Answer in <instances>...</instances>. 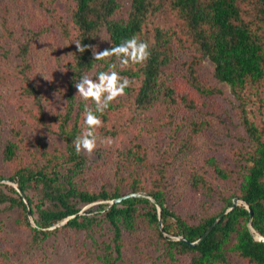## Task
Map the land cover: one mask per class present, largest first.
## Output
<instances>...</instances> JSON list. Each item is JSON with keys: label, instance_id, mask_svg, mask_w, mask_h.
Instances as JSON below:
<instances>
[{"label": "rangeland", "instance_id": "374dc122", "mask_svg": "<svg viewBox=\"0 0 264 264\" xmlns=\"http://www.w3.org/2000/svg\"><path fill=\"white\" fill-rule=\"evenodd\" d=\"M40 1L0 0V119L7 122L3 141H0V176H9L20 166L51 169L60 165V169H65L69 165L65 162L66 143L57 132V123L53 121L47 129L27 114L26 108L35 109L36 106L31 97L24 95L19 73V45L28 31H36L38 34L32 40L30 51L32 80L45 95L48 115L65 112L70 80L67 63L72 60L71 46L76 32L70 30L68 35L59 29ZM121 1L124 13L130 3L129 0ZM241 5L250 8L243 0ZM54 7L59 14L65 15H69L72 8L69 0H57ZM254 12L252 7L250 14ZM181 23V18L172 12L164 23L172 28L174 57L162 74L167 78L165 84L175 88L178 100L171 102L160 98L147 109H140L135 102L128 101L109 112L112 120L99 128L101 139L97 141L96 149L92 153L84 152L88 156L87 165L75 174V180L87 190L106 188L114 191L119 187L122 193L130 195V182L136 177L143 189L139 193L161 190L170 208L189 222L197 223L222 210L230 196L238 198L235 195L241 193L244 176L252 165L249 156L254 144L242 121L240 101L228 84L215 78L213 64L208 58L195 65L197 80L203 85L221 88L222 93L206 95L195 87L190 66L198 52L193 47L189 30ZM108 43V34L102 27L96 38V51L102 52ZM87 75L93 78L94 71ZM244 94L249 118L264 129V83L249 84ZM192 122L201 124V130L191 131L188 125ZM105 128L115 133H104ZM104 137L112 143L101 142ZM8 139L19 145L13 160L3 155ZM134 141L142 144L146 160L132 167L123 162L126 156L122 151L127 152ZM210 157H215L230 172L229 178L216 174L207 162ZM193 173L202 176V182L194 185ZM9 186L18 190L17 182L0 177V187L17 196ZM38 193L31 189L25 195L38 202ZM238 199L242 204L243 200ZM106 202L112 204L114 199L86 204L79 214ZM46 204L50 205V202ZM145 208L141 205V212L146 211ZM96 212L93 210L91 214ZM35 216L28 214L31 224H37ZM161 220L162 229L164 223ZM101 223L94 225L92 235H89L87 231L66 227L62 220L51 227L55 231L48 238L35 240L23 208L11 206L9 202L1 203L0 264H99L94 257L101 249L98 250L95 241H109L114 233L107 221ZM122 231L123 254L118 264H167L161 255L164 245L146 215L136 216L132 227L123 224ZM165 235L176 239L182 237L167 232ZM227 254L235 263L250 264L236 251L229 249ZM189 261L190 255L183 254L179 255L177 264H188Z\"/></svg>", "mask_w": 264, "mask_h": 264}, {"label": "trees", "instance_id": "16d2710c", "mask_svg": "<svg viewBox=\"0 0 264 264\" xmlns=\"http://www.w3.org/2000/svg\"><path fill=\"white\" fill-rule=\"evenodd\" d=\"M56 1L41 0L40 3L56 20L59 29L68 32V35L70 30L76 32L71 46L72 60L67 63L70 80L67 85L65 112L48 115L44 103L45 95L32 80L30 51L32 40L38 34L36 31H28L19 45V73L24 95L31 97L36 106L35 109L26 108L27 114L47 129L51 128L52 123H57V132L66 143L65 162L69 165L65 169H60V165L51 169L47 166H20L9 176H0L17 182L25 193L31 189L39 192L38 202L27 195L32 214L35 216L38 213L34 219L39 229L32 226L28 218L27 204L15 187L9 186L11 192L17 196L8 194L0 187V204L9 202L11 206L18 205L23 208L26 222L34 231L35 240L48 238L55 231L51 227L68 217L70 218L65 222L66 227L87 231L89 235H92L94 225H102V221H107L113 227L114 233L109 241H95L98 250L101 249L100 252L96 250L94 257L99 264L119 263L123 254L122 225L132 227L136 216L143 214L156 227L157 235L164 245L161 255L167 264H177L179 255L183 254L190 255L188 264H238L229 259V249L238 252L250 264H264V242L256 238L257 234L264 236V129L261 130L249 118L244 94L249 84L258 86L264 83V0H243L250 8H243L241 0H129V7L124 13L121 0H69L72 7L69 15L56 11ZM252 7L254 14H250ZM171 12L178 19L181 18V25L189 30L193 47L198 52L190 66L198 91L206 95L222 93L221 88L206 86L197 80L195 65L201 59L208 58L213 64L215 78L228 84L240 101L242 121L254 144L253 152L249 156L252 165L244 176L241 193L235 195L243 203L227 212L235 199L230 196L222 210L202 218L197 223H191L166 204L161 190H151L148 193L160 204V212L158 205L149 197L128 196L112 204L106 202L93 205L87 213L79 214L86 204L116 199L125 194L119 187L114 191L106 188L100 191L87 190L75 180V174L88 161L84 152L76 153L73 144L74 138L83 128L84 112V102L76 94V81L91 71H94L95 78L98 72L108 70V62L118 64L115 56L106 58L103 62L93 57L97 35L105 27L109 43L103 51L136 35L149 43L151 56L143 66L133 65L121 72L132 83L125 89V94L118 97L117 101L114 100L102 115L103 123L112 120L109 112L128 101L135 102V106L140 109L150 108L160 98L177 101L175 88L172 84H165L164 80L167 78L162 77L164 68L174 57L172 28L164 24ZM76 42L89 47L81 53ZM182 99L187 100L186 96H182ZM89 107L94 109L91 103ZM6 124V120L0 119V141H3ZM188 126L195 132L202 127L195 122ZM99 131L98 128V134ZM107 132L115 133L105 128L104 133ZM133 146L139 151L144 149L141 143L134 141L127 152L122 151L126 156L123 162L131 164L132 167L146 160L145 151L140 153ZM18 148L16 141L6 140L3 147L4 157L13 160ZM207 162L221 178L230 177V172L215 157H210ZM192 178L194 185L204 179L194 173ZM141 187L140 180L135 177L130 182L131 189L128 194L143 190ZM47 201L50 205L46 204ZM141 205L147 207L146 211L141 212ZM247 206L253 210V216ZM93 210L97 212L91 214ZM220 216L219 222L200 243H189L200 239ZM160 218L164 223L162 229ZM251 224L254 231L250 228ZM165 232L182 235L189 242L167 236ZM230 242L233 243L232 246H229Z\"/></svg>", "mask_w": 264, "mask_h": 264}, {"label": "clouds", "instance_id": "9594fccd", "mask_svg": "<svg viewBox=\"0 0 264 264\" xmlns=\"http://www.w3.org/2000/svg\"><path fill=\"white\" fill-rule=\"evenodd\" d=\"M76 45L81 53L89 47L80 42H76ZM113 56L116 57L118 64L108 62V70L98 72L95 78L83 75L76 81V94L84 102L83 128L73 140L77 154L92 153L96 149L97 141L101 139L97 129L103 127L102 115L114 100L125 94V89L132 83L129 78L122 76L121 72L133 65L143 66L151 56L150 45L147 41L133 35L115 47L102 52L93 48V57L97 61L103 62L106 58ZM89 103L94 105V109L89 107ZM101 142L112 143L107 137H104ZM32 226L39 229V225L34 222Z\"/></svg>", "mask_w": 264, "mask_h": 264}, {"label": "water", "instance_id": "95a60500", "mask_svg": "<svg viewBox=\"0 0 264 264\" xmlns=\"http://www.w3.org/2000/svg\"><path fill=\"white\" fill-rule=\"evenodd\" d=\"M18 191L21 193V195L23 196V198H24V200H25V202H26V204H27V207H28V214L29 215H32V210H31V207H30V203H29V199H28V197L25 195V193H24V191L21 189V187L18 185ZM128 196H146V197H149V198H151V199H153L154 200V202L158 205V208H159V210L161 211V206H160V204L156 201V199L155 198H153L149 193H145V194H143V193H139V192H134V193H132V194H130V195H124V196H122V197H118V198H116V199H114V202H116V201H120V200H122L123 198H125V197H128ZM240 203H239V199L238 198H235L234 199V203H233V205L227 210V212L229 211V210H231L232 208H234V207H236L237 205H239ZM248 207V209L251 211V215L253 216V210L249 207V206H247ZM70 217H68V218H66L65 219V222L69 219ZM162 219V218H161ZM221 219V216L206 230V232L204 233V235L200 238V239H198V240H196V241H193V242H189V241H187V239L185 238V237H180L179 239H182V240H184V241H187V242H189L191 245H196V244H198V243H200L211 231H212V229L216 226V224L219 222V220ZM162 221V220H161ZM250 228L252 229V231H254V228H253V226H252V224L250 225ZM256 238L257 239H259V240H262V241H264V236L263 235H261V234H258L257 236H256Z\"/></svg>", "mask_w": 264, "mask_h": 264}]
</instances>
